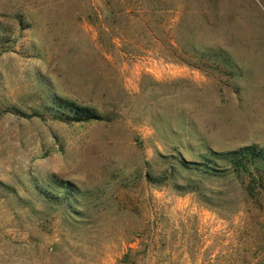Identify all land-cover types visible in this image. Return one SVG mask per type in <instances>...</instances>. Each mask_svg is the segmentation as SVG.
Masks as SVG:
<instances>
[{"label":"rangeland","instance_id":"obj_1","mask_svg":"<svg viewBox=\"0 0 264 264\" xmlns=\"http://www.w3.org/2000/svg\"><path fill=\"white\" fill-rule=\"evenodd\" d=\"M173 38L229 66L191 67ZM52 96L99 117L55 120ZM247 144L264 0H0V264H264V185L176 161Z\"/></svg>","mask_w":264,"mask_h":264},{"label":"trees","instance_id":"obj_2","mask_svg":"<svg viewBox=\"0 0 264 264\" xmlns=\"http://www.w3.org/2000/svg\"><path fill=\"white\" fill-rule=\"evenodd\" d=\"M152 5L151 7H144L143 11L145 13L146 11L149 12L148 15H158L164 10L159 5V1L158 3L153 2ZM145 13L141 14L138 20L143 24L141 26L145 32L151 35V29L147 27L148 23ZM175 26L177 30L180 26V21H177ZM159 30H165L162 24H160ZM173 39L167 42V48L171 53H176V55L186 54L185 57L188 60H185L184 63L191 67L199 70L202 67H211V65L206 63V60L211 59L214 61L217 58H220L219 60H221L224 66H229L227 57L215 50L205 48L197 51L194 47L187 50L179 45L176 38ZM41 113L47 114L51 118L62 122H81L98 119L99 117L94 109L75 104L72 101L57 96L49 98V103L44 106ZM207 155L203 156L201 161L198 162L186 161L179 156L176 157V161L185 171L195 172L205 178L221 179L232 177L238 179L243 191L248 195H252L256 188H262L264 185V147H259L256 144H247L228 150H208ZM65 188L63 186V189ZM55 197L57 198V196Z\"/></svg>","mask_w":264,"mask_h":264}]
</instances>
